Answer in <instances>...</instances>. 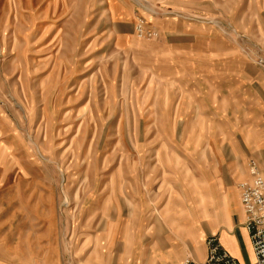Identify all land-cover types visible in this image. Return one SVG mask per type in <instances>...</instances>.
Instances as JSON below:
<instances>
[{"label":"rangeland","instance_id":"obj_1","mask_svg":"<svg viewBox=\"0 0 264 264\" xmlns=\"http://www.w3.org/2000/svg\"><path fill=\"white\" fill-rule=\"evenodd\" d=\"M244 88L264 91V0H0V243L150 264L168 234L194 260L221 194L250 161L264 178L234 155Z\"/></svg>","mask_w":264,"mask_h":264},{"label":"crops","instance_id":"obj_2","mask_svg":"<svg viewBox=\"0 0 264 264\" xmlns=\"http://www.w3.org/2000/svg\"><path fill=\"white\" fill-rule=\"evenodd\" d=\"M232 98L234 99L232 102L234 109H239L241 106V108L245 110L243 114V117L245 115L244 123H247L252 131V135L248 136V138H246V135L243 133L242 145L241 142H238L236 147L233 148L234 155L246 158L257 157L259 162L264 164V91L260 90L254 93L252 91L248 92L246 88H244L242 93L239 90L234 91ZM237 115H240V113H236V116ZM247 115H249L248 118ZM247 176L248 174H246L243 169V173L236 177L230 187L231 195L221 194L223 223L216 228L218 239L224 249L241 264H250L254 260L249 235L243 225L244 213L240 198L238 197L237 181L243 177L247 178ZM197 194V204L204 205L207 197L206 194L203 193V190H197ZM188 208L192 211L196 209L193 205ZM203 210L205 211L204 207ZM194 226V223H189L188 230L193 235L192 240L198 242ZM153 241V246L147 250L148 254L152 253V261L150 264H179L181 261H177L187 255L186 248L184 246L182 247L180 242L175 243L168 234L156 236ZM11 252L12 250L9 245L5 244L4 241L2 244L0 243V264H44L42 260V248L40 247H35L34 255H31L29 251L27 252L26 250L24 251L25 254L21 253L22 251H14L17 254L14 256L11 255ZM20 253L22 255H20ZM195 256V259L193 258L194 260H203L205 257L204 244L199 247L198 253H195ZM48 264L54 263L52 261Z\"/></svg>","mask_w":264,"mask_h":264},{"label":"built area","instance_id":"obj_3","mask_svg":"<svg viewBox=\"0 0 264 264\" xmlns=\"http://www.w3.org/2000/svg\"><path fill=\"white\" fill-rule=\"evenodd\" d=\"M251 179L240 184V201L244 212L243 225L251 242L254 260L264 264V178L253 161L249 163ZM181 264H241L222 246L218 237L205 238V257L201 261L186 259Z\"/></svg>","mask_w":264,"mask_h":264}]
</instances>
